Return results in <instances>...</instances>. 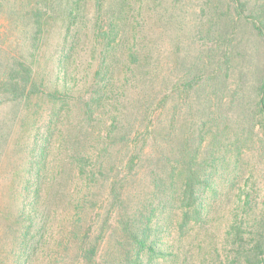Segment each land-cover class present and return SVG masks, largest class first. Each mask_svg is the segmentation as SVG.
Listing matches in <instances>:
<instances>
[{
	"label": "rangeland",
	"instance_id": "rangeland-1",
	"mask_svg": "<svg viewBox=\"0 0 264 264\" xmlns=\"http://www.w3.org/2000/svg\"><path fill=\"white\" fill-rule=\"evenodd\" d=\"M243 1L246 2L245 12L264 3V0ZM85 2L84 19L71 26L73 38L63 43V26L51 23L42 46L41 71L46 74L42 75L49 81L55 80L56 76L58 82L64 80L75 94H85L90 90L98 62L92 34L94 0ZM144 2L150 7L144 9V6L141 12L130 5L133 11L129 13L128 29L141 34L158 54L160 71L152 82L132 86L126 94L128 98L125 100V97L117 106L124 114V138L113 143L105 138L111 110L114 109L112 105L107 104L104 111L98 110L91 119H87L79 100L73 98L65 102L41 96L34 98L28 109L25 108L26 120L15 129L13 136L17 140L7 148L4 168L12 169L15 153L23 154L34 147L29 137L31 134L36 133V144H39L43 132L47 131L45 128L49 127L45 168L58 176L51 187L54 190L49 192L62 194L59 189L66 192L60 196L59 203L53 198L51 201L52 208L57 211L52 220L56 223V230L61 232L68 225L65 219L75 216L78 211L76 198L84 185L80 165L68 157L69 153L76 150L80 154L105 155L103 166L96 168L95 180L80 211L78 237L68 249L57 255L55 264H82L79 240L87 234L96 241L97 261L104 260L107 264H250L245 255L247 252L255 253L250 239L252 235L242 232V239L235 237L229 222L235 216H260L262 210L264 123L255 106V89L264 71V43L251 24L244 20L243 14L233 3L227 4V0ZM210 19L219 22L224 37L233 38L227 77L223 76L224 80L217 83L213 94L173 92L172 82L176 77L184 76L185 67L204 55L198 46L206 41ZM66 52L69 56L65 58ZM115 58L118 61L122 59L119 56ZM121 77L113 72L114 82H120ZM151 83L157 86L165 103L155 101L148 112L140 104H143ZM10 111L12 108H5L4 113ZM159 122L156 134L149 126ZM169 129L174 134L171 143L161 145L172 147V152L191 131L192 144L199 141L200 134L205 135L199 148V159L210 161V152L217 153L219 157L220 167L213 181L217 194L204 193L206 207L201 218L193 214L183 217L185 206L182 207L178 198L181 187L178 171L169 179L165 167L154 169L164 179L160 186H156L150 177L154 173L147 168L150 156L146 152L156 135L158 143L162 139L168 141L166 134ZM104 147L108 150L104 151ZM134 154L133 169L128 171L129 159ZM93 161L86 162L87 169L92 168ZM118 172L120 178L125 177L117 186L120 197L116 199L112 197L114 192L111 188ZM243 187L248 190L249 204L241 208L240 201L245 199ZM120 219L130 221L135 227L143 225L148 237L159 242L157 252L151 254L143 249L136 259L135 251L129 248L130 252L125 255ZM120 237L122 240L118 241ZM35 264H45L42 255L36 258Z\"/></svg>",
	"mask_w": 264,
	"mask_h": 264
},
{
	"label": "trees",
	"instance_id": "trees-1",
	"mask_svg": "<svg viewBox=\"0 0 264 264\" xmlns=\"http://www.w3.org/2000/svg\"><path fill=\"white\" fill-rule=\"evenodd\" d=\"M230 3L243 14L244 20L251 24L264 43V3L256 5L249 12H245L246 2L243 0H227V4ZM131 4L138 12L150 7V4L147 7L144 0H94L92 34L97 47L98 62L90 90L85 94H75L73 88L64 80L58 82L56 76L55 80L49 81V78L44 76L46 74L41 71L42 46L51 23L57 22L63 26L64 31L61 34L63 43L66 39L73 38L70 33L71 26L84 19L85 0H0V264H35L39 255H42L45 264H55L58 262L57 255L68 249L78 237L80 211L83 209V203L87 201L90 185L95 180L96 168L103 166L102 158L105 155L101 157L96 153L80 154L76 150L69 153L68 157L80 165V177L87 186L84 188L83 185L82 193L80 192L76 198L75 207L78 211L75 212V216L65 219L68 225L61 232L56 230V223L52 220L57 211L52 208L51 201L59 203L60 196L66 192L63 189H59L62 194L49 192L54 190L51 187L58 178L55 173H49L45 168L49 127L45 128L47 131L43 132L39 144H36V133L31 134L32 137L29 136L34 147L31 146V151L23 154L15 153L12 169L5 170L7 168H4V157L9 144L17 140L16 136H13L16 127L26 120L25 108L28 109L34 98L41 96L65 102L73 98L79 100L87 119H91L98 110L104 111L107 104L112 105L114 109L111 110L105 138L110 140V143L124 138L125 128L122 125L124 114L117 106L121 105L125 97V100L128 98L126 94L132 86L136 83L152 82L160 71L158 54L144 41L141 34H135L132 28L128 29L129 13L133 11ZM215 8L214 13L217 11L216 5ZM221 17L222 15L217 19L220 20ZM208 23L206 41L198 46L204 55L185 67L184 76L176 77L172 82L173 92L183 91L186 95L188 91L213 94L217 83L224 80L223 76L227 77L233 38L221 34L218 21L210 19ZM67 56L68 52L65 58ZM116 56L122 59L118 61ZM114 71L122 75L120 82L113 81ZM255 93L257 97L255 106L264 123V71L258 79ZM155 101L165 103L157 86H152L151 83L149 92L144 95L143 104L140 105H144L149 112ZM5 108H12L11 113H4ZM160 124L161 122L149 127L151 130L154 128L157 134ZM172 129L166 134L168 141L162 139L158 143V135L154 137L150 149L146 152V155L150 156L147 168L149 172L154 173L150 177L156 186L164 184V179L155 170L165 167L169 179L178 171L181 176L178 198L182 207L185 206L183 217L187 218L188 214H193L201 218L206 207L204 193L208 191L217 194L213 181L220 167L219 157L217 153L210 152V161L206 159L204 162L203 159H199V148L205 135L200 134L199 141L192 144L191 131L172 152V147L161 145L171 143L174 135ZM107 150L108 147H104V151ZM134 157L135 154L129 159L128 171L133 169ZM90 160H94L92 168L87 169L86 162ZM119 175L120 172L116 173L111 188L114 192L112 197L116 199L120 197L117 186L125 177L120 178ZM243 191L245 199L240 201L241 208L249 204L248 190L244 188ZM258 216H235L229 222L235 237L242 239V232L252 235L250 239L255 253L247 252L245 255L246 261L250 264H264V198L261 214ZM119 221L122 222L124 230L121 237L125 242L123 244L125 255L130 252L129 248L135 251L136 259H139L143 249L151 254L157 252L159 242L148 237L143 225L138 224L135 227L130 221L123 219ZM79 250L82 264H107L103 262L104 260L97 261L98 247L96 241L88 234L80 238Z\"/></svg>",
	"mask_w": 264,
	"mask_h": 264
}]
</instances>
